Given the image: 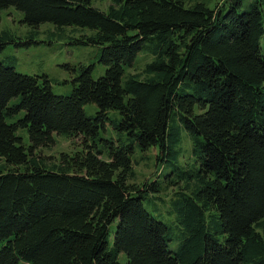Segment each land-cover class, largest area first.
<instances>
[{"label":"trees","instance_id":"1","mask_svg":"<svg viewBox=\"0 0 264 264\" xmlns=\"http://www.w3.org/2000/svg\"><path fill=\"white\" fill-rule=\"evenodd\" d=\"M207 1L0 0L29 29L0 32V264H264V0ZM43 24L89 32L70 95L2 56ZM55 134L82 150L36 154ZM151 150L159 180L132 183ZM170 188L177 251L145 208Z\"/></svg>","mask_w":264,"mask_h":264},{"label":"rangeland","instance_id":"2","mask_svg":"<svg viewBox=\"0 0 264 264\" xmlns=\"http://www.w3.org/2000/svg\"><path fill=\"white\" fill-rule=\"evenodd\" d=\"M223 0H209L207 5L214 9ZM113 0H91V4L101 10H107L112 4ZM248 5L245 0V8ZM23 16L14 8H9L0 12V32L4 30H12L20 35H28L29 29L21 23ZM38 39L44 41L41 44L34 45L23 50H16L13 46H9L3 53L4 58H10L14 61L19 73L29 76H43L47 75L54 82L53 90L56 95H70L73 91L74 75L70 71L73 67H78L82 64H89L93 62L95 50L89 47L72 44V38H80L89 33L87 30H79L74 28L63 29L61 33L57 34V29L52 24H43L39 27ZM52 39V43H45V41ZM144 52V51H143ZM142 54L140 55L141 58ZM9 60V59H8ZM103 69V70H102ZM95 73L96 78H100L104 73V68ZM90 116H95L97 107L88 105L85 108ZM109 128L108 135L103 137L110 138L114 136ZM18 135L25 139L26 147L29 144V138L25 131L20 130ZM55 144L50 148L39 149L36 154L49 159V162L58 164L62 155H74L82 150L81 140L79 138H69L64 135H54ZM190 148V147H189ZM188 148V149H189ZM189 156V154H188ZM145 157V156H143ZM139 153L137 158L140 164H137L135 169V178L132 183L143 186L147 183L153 184L159 180V166L154 151H149L143 159ZM3 164V162H1ZM161 181V180H160ZM161 183V182H160ZM173 189L170 188L167 192L160 194H150L146 197L145 208L156 219L163 221L170 228L169 237L171 242L169 249L177 251L181 242L180 231L176 228V217L172 214L171 208L167 200ZM167 197L169 199H167ZM114 226L112 230L115 231ZM121 262L126 264V256L121 255ZM26 264V263H21ZM28 264V263H27Z\"/></svg>","mask_w":264,"mask_h":264}]
</instances>
